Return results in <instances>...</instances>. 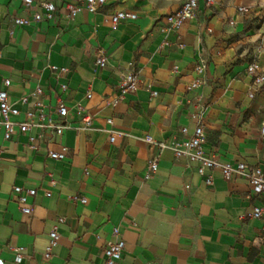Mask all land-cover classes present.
<instances>
[{"label": "crops", "instance_id": "1", "mask_svg": "<svg viewBox=\"0 0 264 264\" xmlns=\"http://www.w3.org/2000/svg\"><path fill=\"white\" fill-rule=\"evenodd\" d=\"M51 1L54 18L17 25L15 17L32 19L39 9L0 0V90L19 108L17 119L32 112L37 120L31 100L21 101L37 87L53 120L59 99L69 109L60 135L34 126L6 140L0 125V264H103L114 227L125 242L116 264H264L261 221L244 217L264 198H246L247 178H227L219 168L202 175L196 161L145 140L185 139L181 128L192 133L194 114L202 112L208 155L264 170V92L250 96L247 71L253 60L264 70V0H199L178 30L168 28L166 15L182 0L163 7L123 0L74 18L63 8L71 0ZM119 9L137 18L113 26ZM100 55L107 57L103 67ZM131 68L139 71V85L113 106L121 75ZM196 79L204 83L190 90ZM79 107L91 116L89 126ZM62 147L64 159L49 156ZM155 156L158 168L146 177ZM15 186L37 192L21 204Z\"/></svg>", "mask_w": 264, "mask_h": 264}, {"label": "built area", "instance_id": "2", "mask_svg": "<svg viewBox=\"0 0 264 264\" xmlns=\"http://www.w3.org/2000/svg\"><path fill=\"white\" fill-rule=\"evenodd\" d=\"M123 0H71L70 2L65 3L63 8L68 11V16L70 18H74L78 13L82 10H88L90 12H97L102 7L107 5H112L116 3H120ZM210 3L212 0H206ZM26 7L35 6L39 10L34 13L32 19L28 17H15V23L17 25H25L30 23L31 21H41L43 19H52L55 17L57 12V6L54 1L51 0H23ZM199 0H182V4L175 11L170 12L166 15V21L168 28L178 30L184 23H186L191 17L194 16L197 8H198ZM243 9V8H241ZM137 18V14L134 11L128 9H119L116 10L111 15V22L113 26H117L123 20H135ZM264 21V15H263ZM230 24H233L231 21ZM1 56V51H0ZM97 65L103 67L107 63L106 55H100L96 59ZM53 71H60L65 74L68 72L67 67H57L56 65H51ZM205 65H201L199 67L200 71H203ZM247 71L250 75H252V85L254 86V90L250 92V96L253 97L257 92H264V70L261 68L257 60H253L247 65ZM140 82L139 71L136 68H131L126 72L122 73L118 90L114 95L111 104L115 106L120 100H122L126 94L133 92L137 89ZM10 80H5V85H9ZM204 81L201 79L194 80L189 86L190 90L198 89L202 86ZM64 87V86H63ZM42 93V88L37 87L29 96L21 97V101L28 102L31 100V104L35 107L38 112L37 120L34 119V113H28V119L25 121H19L17 119L18 115H20V110L16 107L15 103H12L9 100L8 91L6 89L0 90V125L3 127V136L4 139H11L16 129L20 132H27L34 126H38L41 129H50L51 134L60 135L63 133V130L66 126L65 118L69 113L68 107L63 103L61 99H59L57 105L54 108V112H56L59 116V120H53L50 116L51 111L47 110V106L44 102H42L39 98ZM156 92H153V95H156ZM87 97H91V92H87ZM78 113L83 115L84 124L89 126L91 124V116L89 113L83 110V108H78ZM195 119V127L192 133H188L187 127H182L181 132L185 134L187 137L185 139L176 140L173 142L168 141H156L151 135H147L145 140L152 144L154 147L159 150L168 148L173 151V154L176 158H185L187 160L196 161L198 164V171L204 175L207 170H212L219 168L222 174L229 178L233 175L245 176L248 180L250 193L246 194L247 199H252L253 196H261L264 198V170L258 165H249L243 161L238 162L237 164L232 163H220L210 155H208L203 147L204 141V117L202 112H198L194 114ZM108 123L113 124V120L109 118ZM260 139L264 142V121L261 124L260 128ZM116 139V133L111 131L109 136V141L114 142ZM32 142L31 147H35L34 145V137L30 138ZM67 153V147H62L61 151H49V156L53 159H64ZM159 157L155 156L149 159L148 167L146 172V177H149L153 172H155L158 168ZM206 183L209 184L212 182V178L210 176L206 177ZM14 192L16 193V197L19 203L26 204L28 202V198L34 196L36 194V189L29 188L24 189L21 186H15ZM46 195H50L49 192ZM84 202L85 199L83 198ZM21 210L30 214L32 209L30 206H22ZM246 218H252L261 221L260 230H261V240L264 242V203L260 205H255L251 210L247 211L244 214ZM113 239H111L105 249H104V263L103 264H116L123 255L125 242L120 236V231L118 227H114L113 231ZM51 237V245L56 242L57 239V231L54 229L50 233ZM18 250H21L19 248ZM50 247L47 250V255L49 254ZM24 256L18 252L16 254L15 260L16 262L22 261Z\"/></svg>", "mask_w": 264, "mask_h": 264}, {"label": "rangeland", "instance_id": "3", "mask_svg": "<svg viewBox=\"0 0 264 264\" xmlns=\"http://www.w3.org/2000/svg\"><path fill=\"white\" fill-rule=\"evenodd\" d=\"M178 1V0H154V3L158 7H163V6H169L171 3Z\"/></svg>", "mask_w": 264, "mask_h": 264}]
</instances>
